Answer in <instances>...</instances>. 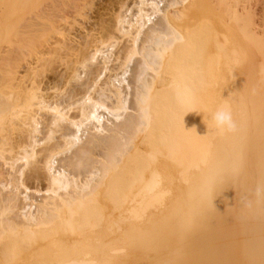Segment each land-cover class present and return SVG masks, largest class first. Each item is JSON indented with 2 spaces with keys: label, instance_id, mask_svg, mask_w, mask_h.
<instances>
[{
  "label": "bare ground",
  "instance_id": "1",
  "mask_svg": "<svg viewBox=\"0 0 264 264\" xmlns=\"http://www.w3.org/2000/svg\"><path fill=\"white\" fill-rule=\"evenodd\" d=\"M260 2L0 0V264L248 254L221 231L235 196L264 230Z\"/></svg>",
  "mask_w": 264,
  "mask_h": 264
},
{
  "label": "rangeland",
  "instance_id": "2",
  "mask_svg": "<svg viewBox=\"0 0 264 264\" xmlns=\"http://www.w3.org/2000/svg\"><path fill=\"white\" fill-rule=\"evenodd\" d=\"M94 1H98V0H94ZM253 10H254V20L256 21V32L259 34V36L261 37V39L264 41V0H262V2H260V3H257V4L254 6ZM256 60H257V59H256ZM256 60H254V61H256ZM254 61H253V62H254ZM253 62H252V63H253ZM254 63H255V62H254ZM254 63H253V68L255 67V66H254ZM257 64H258V60L256 61V64H255V65L257 66ZM254 70H255V69H254ZM255 78L257 79L256 76H255ZM254 81H255V80H254ZM249 135H250V133L248 132V134H247V138L249 137ZM242 151H243V154H242V155H244V154H245V151H246V146L242 149ZM244 156H245V155H244ZM244 156H243V157H244ZM241 163H242V162L239 161V163L237 164V167H236V170H237V171H239V170L242 169L241 166H243V164H241ZM238 167H239V168H238ZM36 197L38 198V196H36ZM233 199H234V200H232V203H233L232 206L234 207V209H236V211L233 209V211H230L231 214H228V213H227V214L229 215L228 220L233 219L234 221L232 220V223H231V220H230L229 223H231V225H229L228 222H227V219H226L227 215L225 214L226 217H224V219H225L226 221H223V222H226V224L223 223V222H221V223L225 224L226 226H227V224H228L229 226L226 227V226L223 225V227H224V228L226 227V228L224 229V231H221V229H222L223 227L221 226L222 224H221V225L219 224V225L221 226V227H220L221 229L219 228V229L215 230V234H216L217 231L219 232V230H220V231H221V235H222V234H224V235L226 234V235H227V233L229 234V232H230L229 230H231V229L235 230V229L237 228L239 234H238V233H235V232H237V229H236L234 232H232V233H233V235H232L233 237H232V236H231L232 238H231L230 236H228V237H230V239H233L234 237H236L235 239H236V241H239V245H240L241 247H242V245H245V246L247 247V244H249L247 248H246L245 246H243L244 248H241V249H243V250H242V253L244 252V250H245L246 253H247V251H249V252H252V251H253V252H252V254H250V253L248 252V254L245 256L246 258L243 257L245 261L243 260L242 257H241V260L238 259V260H240L239 262H236L237 259L234 260V261H235L236 263H238V264H239V263H241V264H242V263H244V264H251V263H254V264H255V263H256V264H257L258 262L264 264L263 261H259V260H258V259L261 260V258H258V257L255 256V254L257 255L258 253H260V254H263V253H264V251H263L264 249L262 250V247H260V246L258 247V245H256V243H258V241H259V239L257 240L256 237L258 236V234H259V236H258L259 238H260V234H262L261 236L263 237V236H264V230L262 231L263 233H261V230H260V231H258V234H256L257 232H255V231H257L258 228H256V230H255V228H252V227H256V226L252 225L253 223L250 224V223H249L250 221L247 222V221H244V220H243L244 223L246 222V224H243V221L239 220V217L236 216V212L239 213V211H237L238 208H239L238 206L241 205V204H239V203H241L242 201H241V199H240L239 197H237V196H235V198L233 197ZM239 199H240V201H239ZM233 201H234V202H233ZM238 201H239V202H238ZM237 202H238V203H237ZM228 203H229V202H228ZM236 204H237L238 206H236ZM245 205H246V204H245ZM235 207H238V208H235ZM242 207H244V206L242 205ZM240 208H241V206H240ZM240 208H239V210L241 211L242 208H241V209H240ZM230 212H229V213H230ZM232 212H233V213H232ZM232 214H233V215H232ZM230 215H231V216H230ZM234 216H235V217H238V220H236L237 218H235ZM235 220H236V221H235ZM252 221H253V220H251V222H252ZM241 222H242V225H244V226H249V225H250L249 227H251L253 230L251 229V230H252V231H251V230L249 229V227H248V231L245 230L244 226H243V227L241 226ZM261 222H262V220H261ZM247 223H249V225H248ZM255 223H257V220H256V222H255V220H254V224H255ZM258 223H260L259 220H258ZM258 223H257V224H258ZM251 225H252V226H251ZM260 225H261V224H258L259 229L262 228V226H260ZM230 226H231V227H230ZM240 226H241V227H240ZM263 226H264V224H263ZM260 227H261V228H260ZM228 228H229V229H228ZM243 228H244V229H243ZM246 228H247V227H246ZM263 228H264V227H263ZM227 229H228V230H227ZM240 229H241V230H240ZM242 229H243V231H242ZM233 230H231V231H233ZM227 231H229V232H227ZM245 231H247V232H245ZM250 231H251V233H250ZM253 231H254V233H255L257 236H255V238H254L255 240H251V242L254 241V242H252V243H254V244H252V247H253V245H254V248L257 246L258 249L261 248L260 250H258L257 247H256V249H254V248H250V247H251V246H250L251 244L249 243V242H250L249 239H250V238H253L254 235H255V234L253 233ZM225 232H226V233H225ZM240 232H242V233H247L248 235H247V234L244 235V234H242V233H240ZM248 232L250 233V235L252 234L251 237H248V236H249V233H248ZM230 233H231V232H230ZM210 234H214V231L212 230V233H209V235H210ZM236 234L239 235V237H238ZM235 235H236V236H235ZM240 235H241L242 237H240ZM243 235H244V236H243ZM246 236H247V237H246ZM209 237H210V236H209ZM222 237H223V236H222ZM228 237L224 236L223 238H221V240H222L223 242H224L226 239L229 240ZM262 237H261L262 241H259L260 244H261V242H263V244H264V241H263L264 238H262ZM237 238H238V239H237ZM241 238H242V239H241ZM235 239H233V241H234ZM239 239H240L242 242L244 241V242L242 243V245H241V243H240L241 241H240ZM219 240H220V239H219ZM227 240H226V242H227ZM247 240H248V241H247ZM229 241H231V240H229ZM236 241H234V242L231 241V242L234 243V244H236V246H237ZM255 241H256V243H255ZM246 242H247V244H246ZM244 243H245V244H244ZM263 244H261V245H263ZM230 245L233 246V244H230ZM239 245H238V246H239ZM255 245H256V246H255ZM236 246H235V247H236ZM238 246H237V247H238ZM240 246H239V247H240ZM235 247H232V248L235 249ZM245 248H246L247 250H246ZM248 248H249L250 250H248ZM251 249H252V250H251ZM235 250H236V249H235ZM235 250H234V251H235ZM256 250H257L258 253L256 252ZM236 251H240V248H238ZM260 251H261L262 253H261ZM245 252H244V253H245ZM231 253H232V256H234V255H235L234 257L237 256V255H236L237 252H234V253L231 252ZM238 253L240 254L241 251L238 252ZM249 254H250V256L252 257V260H251V257L248 256ZM260 254H258L259 257L262 256V255H260ZM240 255H241V256H242V255L244 256L245 254H240ZM240 255H239L238 258H240ZM263 255H264V254H263ZM247 256H248V257H247ZM249 257H250V258H249ZM255 257H256V258H255ZM247 258H248V259H247ZM246 259H247V260H246ZM253 259H255L256 262H255ZM249 260H250V261H249ZM263 260H264V259H263ZM234 261H233V262H234ZM258 264H259V263H258Z\"/></svg>",
  "mask_w": 264,
  "mask_h": 264
},
{
  "label": "clouds",
  "instance_id": "3",
  "mask_svg": "<svg viewBox=\"0 0 264 264\" xmlns=\"http://www.w3.org/2000/svg\"><path fill=\"white\" fill-rule=\"evenodd\" d=\"M215 128L219 130H231L235 127L231 110L227 104H221L211 113Z\"/></svg>",
  "mask_w": 264,
  "mask_h": 264
}]
</instances>
